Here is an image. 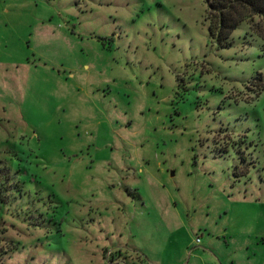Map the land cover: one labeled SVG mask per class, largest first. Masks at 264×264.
<instances>
[{
	"label": "rangeland",
	"instance_id": "rangeland-1",
	"mask_svg": "<svg viewBox=\"0 0 264 264\" xmlns=\"http://www.w3.org/2000/svg\"><path fill=\"white\" fill-rule=\"evenodd\" d=\"M206 15L0 0V264H264V43Z\"/></svg>",
	"mask_w": 264,
	"mask_h": 264
},
{
	"label": "trees",
	"instance_id": "trees-1",
	"mask_svg": "<svg viewBox=\"0 0 264 264\" xmlns=\"http://www.w3.org/2000/svg\"><path fill=\"white\" fill-rule=\"evenodd\" d=\"M208 32L220 46L228 44L232 32L248 22L264 43V0H205ZM261 78V77H260ZM262 87V82L258 84Z\"/></svg>",
	"mask_w": 264,
	"mask_h": 264
}]
</instances>
